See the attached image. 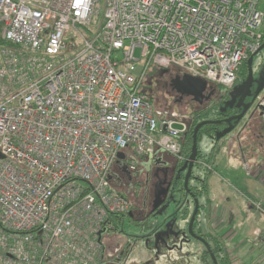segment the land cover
I'll use <instances>...</instances> for the list:
<instances>
[{
	"label": "built area",
	"instance_id": "obj_1",
	"mask_svg": "<svg viewBox=\"0 0 264 264\" xmlns=\"http://www.w3.org/2000/svg\"><path fill=\"white\" fill-rule=\"evenodd\" d=\"M97 3L0 0V264H109L119 154L185 160L149 69L230 89L263 43L264 0H104L94 25Z\"/></svg>",
	"mask_w": 264,
	"mask_h": 264
},
{
	"label": "rangeland",
	"instance_id": "obj_2",
	"mask_svg": "<svg viewBox=\"0 0 264 264\" xmlns=\"http://www.w3.org/2000/svg\"><path fill=\"white\" fill-rule=\"evenodd\" d=\"M259 8L264 10V3L259 4ZM97 9L99 10L100 14L99 16H94L93 21L94 25L99 23L103 17V13L105 10L104 7V0H98L97 3ZM94 29V26L91 28ZM82 30H85V28H82ZM137 56H139V51L136 53ZM264 64V49L255 56L254 58V64L253 69H258V66ZM168 78V75L165 72H160L159 69L151 67L149 69L148 75L145 78L143 89L144 88H150L153 90L151 97L152 102L155 105V108L157 111H176L180 112L184 117H187L188 121L192 122L194 120L196 111L190 110L189 106L185 104V107L183 108L180 106L181 104H176V97L172 95L169 91L170 88L167 89L162 86L164 81ZM158 79H160V83H158ZM212 85L213 83H209ZM242 84V81L239 83L240 86ZM150 86V87H148ZM236 86V87H237ZM253 90H256L255 86L253 87ZM264 97V93L262 94L261 98ZM260 98V99H261ZM186 109V110H185ZM181 110H185V112H182ZM222 110V109H221ZM223 111V110H222ZM253 112L252 110L249 112L251 114ZM193 113V114H192ZM214 115H210L208 119L204 120H218L215 118ZM249 118V115H248ZM247 123V116L245 119L240 123L239 127L241 125H245ZM260 123L264 125V119L260 118ZM257 126V125H256ZM255 124H250L245 126V130L243 133V136L248 138L247 140H254L255 137L258 135L257 129ZM222 127L217 126L216 130H221ZM256 129V131L254 130ZM212 134V132H210ZM238 134L235 133L233 136H235L234 141L231 140L230 137L224 138L222 140V143L224 144V150L222 152V155L220 157L219 162H217V170L215 173V180L213 179V184L209 193L207 196H202L199 198V203L205 204L203 208H201L199 214H198V220L200 221L201 227H204V231L206 233H212V234H220V227L219 225L215 224V221L213 219L206 218L212 214V209H214L216 206L223 208V205L221 204V198L220 196H217V189L221 187L224 190V193L228 192H237V195L242 194L240 191V185L237 183L239 180L244 181L246 180L248 176V170L245 166V163L243 161L242 151L238 149V147L235 146V144L243 145L244 143L243 139H245L243 136H241V139L236 138ZM262 144V140L260 142ZM212 140L210 139L208 133H203L201 136V139L198 142V148L203 152L206 153L210 151L211 149ZM235 146V147H234ZM220 154V150L218 152ZM261 155L264 153V149L260 148V151L257 153ZM168 155V154H167ZM170 156V155H169ZM159 157L164 159L163 154H160ZM171 157V156H170ZM143 160V159H142ZM180 162V161H179ZM195 174L202 175V172H200L198 169H195ZM141 180L143 187H141L142 194H146L149 186V180H150V173L148 170L144 172L143 175H141ZM216 182V183H214ZM139 190V189H138ZM137 190V191H138ZM118 192L122 195L126 196V198L129 200L131 205L137 204V198L134 193H126L123 189H118ZM139 193V191H138ZM187 196H182L181 193H175L171 196L170 201L167 203L165 211L157 217H152L147 222H142L141 224H137L133 222L129 217H126L122 224H119L121 229L120 233L116 232L112 235V237L122 236L124 237L127 242L126 245H124L121 249L117 251V253L113 254L112 251L108 252L109 249L106 247V254L110 253L111 258L109 259V264H141L142 261L151 260L153 264H201L198 257H195L192 255L195 248L200 246L198 242L191 241L190 244H185L183 248L180 250H174L169 249L168 245H166L164 242L161 243V247H159L156 250L148 251L145 248V240L146 237L149 235H153L155 232H157L159 229H161L164 222L170 221L173 222L172 226L177 233L180 230H184V224H182V210L186 206V200ZM209 198L212 202L210 204L208 201ZM190 205L192 208V213L195 210V204L189 198ZM137 206H139L137 204ZM136 206L135 208V215H139L143 212L141 207ZM209 211V212H208ZM243 214V213H242ZM209 224L207 226V223ZM211 225V226H210ZM242 225V224H241ZM147 227V228H146ZM188 226H186L187 228ZM240 227V224L237 226ZM244 227V225H243ZM162 228L161 230H163ZM160 230V231H161ZM239 233V238L241 239V233L243 228H237ZM246 232V237H244L243 240L247 241L249 244L246 246L245 255L243 257V261H241V253L243 252V247L241 245L234 246V245H227L228 253L230 257L232 258L233 264H258L261 260H264V242L261 241L258 237L253 235V228L249 227ZM219 232V233H218ZM105 241H108V238H106ZM178 242V241H177ZM176 241L169 240L170 244L177 243ZM181 240H179L178 243H180ZM109 243V242H108ZM226 243V242H225ZM109 246V245H108ZM249 249H253L252 252L249 253ZM108 250V251H107ZM196 251V250H195ZM251 251V250H250ZM248 252V253H247ZM244 254V253H243ZM242 254V255H243ZM106 258H109L107 255ZM176 260L177 262H169L170 260Z\"/></svg>",
	"mask_w": 264,
	"mask_h": 264
},
{
	"label": "flooded vegetation",
	"instance_id": "obj_3",
	"mask_svg": "<svg viewBox=\"0 0 264 264\" xmlns=\"http://www.w3.org/2000/svg\"><path fill=\"white\" fill-rule=\"evenodd\" d=\"M262 66H263V64L258 66V69H253L254 80L258 79L259 72H260ZM165 73L168 75V78L164 81L162 86H164L166 89L168 87L170 88L169 92L172 95H174V97H176V102H177L176 104H181L180 106H182L183 108L185 107V104H187L189 106L190 110H192V111L194 110V111H196V113L197 112L210 111V110L214 111V109H216V111L218 110V112L223 114L220 118V120H222V121H224L228 117L238 115L242 112L241 110H237L235 108L230 109L229 107L226 106V104L231 102L229 94L232 91V89L235 86L239 85V83L243 80L237 81L236 84L230 89L216 85V84L209 85L210 88L205 92L204 96L202 97V102L200 103L199 101H196L195 97H193L191 95L186 96V95H180L177 93V91L173 85V80L175 79V75L179 74L178 70L167 71ZM160 81L161 80L158 79V83H160ZM254 86L256 88L255 84H253V87ZM148 87H150V86H148ZM253 87H252L251 97L246 99V102L250 103L254 99L252 102V106H251L252 111L255 110L254 111V120H255L254 123H256L257 126H261L263 128V131L259 132L254 140L258 141L259 143L262 140V144L260 143V146H261V148L264 149V125H262L260 123L262 111L259 109V106H261V103L264 101V97L261 98L264 91H262L258 96H256V98H254L255 90H253ZM144 90L147 92L149 97L152 98L150 94H152L153 90L150 88H144ZM224 108H227V110L224 111L223 110ZM185 110H181V111L185 112ZM228 111H229V113H228ZM195 117H194V120L192 122L188 121V130H187L186 134L184 135V138L186 136L190 137V129L195 124V122H196V124H198L200 121H203V120H200L199 118L195 119ZM243 120H241L239 123L233 121L231 124L222 122V124H220V127H222V129L218 130V131H222V130L232 126L233 131L230 134H228L227 136H225V138L230 137L231 140L234 141L235 136H233V135L235 133H237L238 135L236 136V138L241 139V136L243 135L244 130H245L244 129L245 126L241 125L239 127V125ZM205 127H203L202 129L204 130ZM202 129H200V130H202ZM214 129H215L214 131H211L212 134L211 133H208V134L213 136L216 132H218L216 130V127H214ZM163 156H164V159L162 161L161 160L157 161L154 158L151 159L148 156H144L141 159L140 158H134L132 156H127L123 161L117 160L116 164L113 167V170L111 171L110 180H111L113 187L117 191H118V189L121 188L126 193H130V194L134 193L136 195L137 204L141 207L143 212L139 215H135V209L132 207L133 205H131V203H130V205H131L130 213H132V217L129 216V218L130 219L133 218L132 221L137 223V224H141L142 222H147L148 220H150L155 215V212H152V209L154 206V201L156 199V194L159 191L163 192V194L161 195L162 200H164L165 195L167 194L166 199L163 202L164 204H167L170 201L171 196L174 195L175 193H181L182 196H184V195L187 196L188 197L187 200H189V198H190L189 195L186 194V191L183 192L181 189L182 186L184 187V178H185L187 171L182 172L180 176L177 174L178 169L183 167L184 164L176 162L172 157H170L167 154H163ZM198 162L199 163L197 164L196 169H198L200 172H202V175H200L198 173L200 175L201 184H202V180L205 178V173H206L205 166L202 164V163L206 164L205 154L203 152H201V154H199ZM203 166H204V168H203ZM146 170H148L150 173V180H149V186H148L147 193L144 195V194H142V191H141V187H143L141 175H143ZM177 175L179 176L178 179H176ZM197 184H198L197 182L191 180L189 183V186L192 188V192L195 193L196 197H198V199H199L201 197V195H197V190H195V186ZM137 190L139 191V193ZM137 204L134 205L135 208H136ZM139 206H137L138 209H139ZM190 207H191V205H190ZM200 208L201 207H199V210H200ZM199 210L197 212V215L200 212ZM130 213H128V214H130ZM192 214L193 213H191V216H192ZM166 222H168V221H166ZM199 223H200V221H199ZM194 224H195V222H194ZM194 224H193V230L197 234V237L203 238L205 242L202 240H198L197 238L195 239V238L188 236L187 239L190 241L189 244L191 243V241H193L196 243L198 242V244L200 245V246L195 248L196 251L194 250L192 255L195 257H198L201 264H214L213 257H212V254H213L217 260V263L220 264V262H219L220 257H217V255H215L212 252V246L214 245V242L208 236L209 233H206L203 230L204 227H201L199 225H198V227H196V226L194 227ZM188 225H189V222H188ZM170 226H172V225L170 224L169 227ZM187 229H188V227L185 228L184 230L187 231ZM160 230L161 229H159L153 235H149L146 237V240H145V243H146L145 249L146 250H148V251L156 250L159 247H161V243H163V242L166 245H168L169 248H170V246L172 247L173 245H176L175 243L173 245L169 243V240L174 239V241H175V238L173 236L170 238H166V241H167V243H166L160 234ZM182 239L183 238L180 237V240H182ZM126 242H127V240L123 237H121V238L117 237L116 239L109 241V243H108L109 244V246H108L109 251L108 252L112 251V256H114L113 254L117 253V251L119 249H121L124 245H126ZM184 245H185V243L183 244V246ZM208 245H209V249L207 247ZM107 255L109 256V258H108V260H109L111 258V255H110V253H108ZM142 262L143 263H141V264H153V262L151 260H146V261H142Z\"/></svg>",
	"mask_w": 264,
	"mask_h": 264
},
{
	"label": "water",
	"instance_id": "obj_4",
	"mask_svg": "<svg viewBox=\"0 0 264 264\" xmlns=\"http://www.w3.org/2000/svg\"><path fill=\"white\" fill-rule=\"evenodd\" d=\"M263 49H264V42L262 43L258 51L254 53L253 55H251L249 59L247 60L248 74H247L246 79L242 81V84L240 86H237V87L235 86L229 94L231 102L227 103L226 106L229 107L230 109L235 108L237 110H241L242 112L238 115L228 117L224 121L222 120H203V121H200L195 126V129L193 131V145H192L190 157L184 162L183 167H181L177 171V174L179 176L181 175L182 172L187 171L185 178H184V190L186 191V194L189 195V197L193 200V203L195 204V210L190 218L187 231L180 230L176 233L173 226L169 227L170 224L171 225L173 224L172 221H170V223L164 222V224L162 225V228L164 229L160 231V234L166 243H167L166 238H170L172 236L175 238L176 242L180 240V237L183 238L179 244L177 242L175 243L176 245H173L172 247L170 246L169 248L170 250L171 249L180 250L181 248H183L184 243L189 244L190 241L187 239L188 236L204 241L203 238L197 237V234L193 230V224L196 220V216H197V212L200 207V203H199L198 197H196L195 193L192 192V188L189 186L190 181L193 180L198 183L195 186V188L201 189V187L199 186L201 183L200 175L195 174V171H194L196 169L197 164L199 163L198 162V156H199L198 134H199L200 129H202L204 126L221 124L222 122L231 124L233 121L239 123L241 120L245 119L246 116H247V123L244 126H247V125L250 126V124L252 125L255 124L256 126V123H254L255 122L254 120L255 110L251 112V114H249V112L252 110L251 106H252V102L254 99L250 103H247L246 99L251 97L253 84L256 85V90L254 92V98H256V96H258L262 91H264V64L259 72V76L257 80H254V71H253L254 58ZM173 85L178 94L186 95V96L191 95L195 97V100L199 101L200 103L202 102V97L204 96L205 92L210 88L209 86L210 84L207 82V80L198 78V77H193L188 74H184V75L176 74L175 79L173 80ZM259 109L261 111L263 110L261 106H259ZM223 110L225 111L227 110V108H224ZM248 115H249V118H248ZM255 128L257 129V132H256L257 134L263 131V128L261 126H256ZM256 129L254 130L256 131ZM232 131H233V127L230 126L222 131L216 132L213 136L209 134L208 135L210 139L212 140V143L221 142L225 138V136L230 134ZM126 157L127 155L125 153H120L118 156V161H123ZM0 158H3L1 153H0ZM178 175L176 179H178L179 177ZM162 194H163L162 191H159L156 194V199L154 201V206L152 209V212H155V215L153 217L160 216L166 209L167 204H164L163 202L166 199L167 194L166 195L164 194L165 195L164 200H162V197H161ZM186 203L188 204L190 203V201L186 200ZM129 216L132 217V213H130ZM207 247L209 249V245ZM212 257H213L214 264H218L213 254H212ZM172 261L177 262L178 259L176 260L173 259V260H170L169 262H172Z\"/></svg>",
	"mask_w": 264,
	"mask_h": 264
},
{
	"label": "crops",
	"instance_id": "obj_5",
	"mask_svg": "<svg viewBox=\"0 0 264 264\" xmlns=\"http://www.w3.org/2000/svg\"><path fill=\"white\" fill-rule=\"evenodd\" d=\"M243 136V135H242ZM244 137V136H243ZM184 137L181 138V140ZM243 145L235 144L239 150L242 151L243 161L248 170V178L244 181L239 180L237 183L241 186L240 191L242 194L237 195V192H228L224 193V190L219 187L217 189V196L221 198V207H215L212 209V214L206 218L213 219L216 225L220 227V236L226 242L227 245H241L243 247V252L241 253V261H243V257L245 255L246 246H248V242L243 240L246 237V232L249 227L253 228V235L262 240V233L264 232V153L261 155L257 153L260 151V143L255 140H247L248 138L244 137ZM213 143L211 147H213ZM224 144L221 142L218 143V152L220 150V154L217 152L216 156L209 157V161L206 162L207 165L210 166V169L205 167L206 174H208L207 180V190L205 193L201 195L209 197V193L213 184V178L215 176L217 170V162L220 160L222 152L224 150ZM234 146V147H235ZM211 150V149H210ZM209 152V151H208ZM207 153V152H206ZM204 153V154H206ZM158 154L147 155L151 159L154 158L157 161H162L163 158H160ZM143 157H140V159ZM174 159V158H173ZM205 166V165H204ZM203 166V168H204ZM216 183V182H214ZM209 199V198H207ZM212 204L211 200L208 201ZM201 208L205 206V204L201 203ZM259 206V207H258ZM200 208V210H201ZM209 212V211H208ZM189 213L190 216L186 220L185 216ZM192 213V208L190 207V203L186 204L184 209L182 210V224H184V229L188 226V222L190 220ZM243 213V214H242ZM207 223V222H206ZM240 224V227H237ZM242 224V225H241ZM200 225V223H199ZM209 224L207 223V226ZM244 225V227H243ZM201 226V225H200ZM211 226V225H210ZM243 228L241 233V239L239 238V233L237 228ZM219 233V232H218ZM264 242V241H263ZM251 250V251H250ZM253 249H249V253L252 252ZM244 253V254H243ZM248 253V252H247ZM243 254V255H242ZM261 262V261H260ZM260 262L258 264H260ZM244 264V263H242Z\"/></svg>",
	"mask_w": 264,
	"mask_h": 264
},
{
	"label": "trees",
	"instance_id": "obj_6",
	"mask_svg": "<svg viewBox=\"0 0 264 264\" xmlns=\"http://www.w3.org/2000/svg\"><path fill=\"white\" fill-rule=\"evenodd\" d=\"M262 34H263V42H264V26H263V29H262ZM247 60L243 63V65L241 67V70L239 72L237 81H241V80L244 81L246 79V77H247V74H248ZM149 99H150V101H152V98L149 97ZM229 111H228V113H229ZM214 114L216 116L215 118L218 119V120H220L221 116L223 115L220 112H218V110L216 111V109H214V111L210 110V111H205V112H197V114H195V116H196L195 119H197V118H199L200 120L208 119L210 115H214ZM196 125L197 124L195 122V124L191 127V129H190V137L186 136L185 138H183L181 140V149H182V154H183L185 160L182 161V162H179V161L174 159L176 162L184 164V162L187 159H189L190 154H191V150H192V145H193V131H194ZM217 126H220V124L207 125L206 127L204 126L205 127L204 130L202 129V130L199 131L198 139L199 140L201 139V136H202L203 133H210L211 131H214L215 130L214 127H217ZM218 143L219 142H213V144H214L213 147H211V150L205 154V161L206 162H208L210 160L209 157L216 156V154L218 152ZM201 152L202 151L199 149V154H201ZM209 162H211V161H209ZM207 176H208V174L205 173V178L202 180V184L200 183V185H199L201 187V189L198 188L199 189L198 190V189L195 188V190H197V195H202L207 190V180H206ZM181 189H182L183 192H185L183 186H182ZM132 207L135 209L134 206H132ZM189 216H190V214L187 213L186 216H185V219L187 220L189 218ZM126 217H129V214L115 215V217L112 219L113 224H112L111 228L108 229V232H107V235H106V238H108V241L107 242L105 241V246L107 248H108V245H109L108 244L109 241H111L113 239H116L117 237H120V238L122 237V236L112 237V235L115 234L116 232H118V233L121 232L120 231L121 227H120L119 224H122ZM132 219L133 218H131V220ZM198 225H199V221H198V215H197L194 227L195 226L198 227ZM208 236L214 242V245L212 246V252L215 255H217V257H220V260H219L220 264H233L232 258L230 257V255L228 253V249H227L226 243L221 238V236L219 234H212V233L208 234ZM107 260H108V258H107Z\"/></svg>",
	"mask_w": 264,
	"mask_h": 264
}]
</instances>
